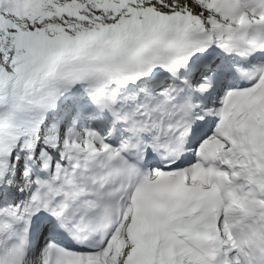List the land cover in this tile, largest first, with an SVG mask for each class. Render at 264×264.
<instances>
[{
  "label": "snow or ice",
  "instance_id": "obj_1",
  "mask_svg": "<svg viewBox=\"0 0 264 264\" xmlns=\"http://www.w3.org/2000/svg\"><path fill=\"white\" fill-rule=\"evenodd\" d=\"M0 264H264V0H0Z\"/></svg>",
  "mask_w": 264,
  "mask_h": 264
}]
</instances>
